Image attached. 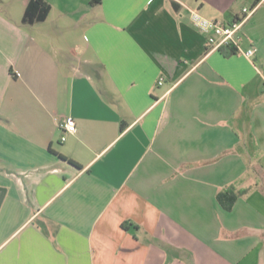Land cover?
<instances>
[{"label": "crops", "instance_id": "crops-1", "mask_svg": "<svg viewBox=\"0 0 264 264\" xmlns=\"http://www.w3.org/2000/svg\"><path fill=\"white\" fill-rule=\"evenodd\" d=\"M30 1L0 0V264H264V0ZM254 5L252 58L188 10Z\"/></svg>", "mask_w": 264, "mask_h": 264}, {"label": "built area", "instance_id": "built-area-1", "mask_svg": "<svg viewBox=\"0 0 264 264\" xmlns=\"http://www.w3.org/2000/svg\"><path fill=\"white\" fill-rule=\"evenodd\" d=\"M189 16L194 26L206 36V42L211 50L220 49L224 46H233L236 50L242 52L245 56L252 58L255 54L253 47L243 49L241 46L242 31L244 24L250 18L255 10L245 7L239 18L226 23L219 19H211L201 14L197 9L189 8ZM163 78L159 83H163ZM61 128L65 132L62 139H66L67 133H74L76 130V121L73 117H66L60 123Z\"/></svg>", "mask_w": 264, "mask_h": 264}, {"label": "trees", "instance_id": "trees-1", "mask_svg": "<svg viewBox=\"0 0 264 264\" xmlns=\"http://www.w3.org/2000/svg\"><path fill=\"white\" fill-rule=\"evenodd\" d=\"M50 9H51L50 5L44 0H31L25 10L24 21L34 22V21L45 20L50 12ZM237 18H239V16ZM59 155L63 159L69 160L71 163H75V161H73L72 159H69L68 157L62 154ZM239 195H240L239 191H236L235 189H229L225 191H220L217 194V199L225 209L231 210L235 202L237 201Z\"/></svg>", "mask_w": 264, "mask_h": 264}]
</instances>
